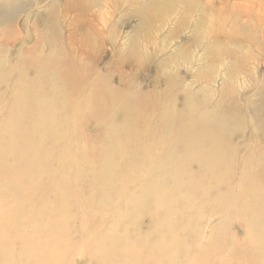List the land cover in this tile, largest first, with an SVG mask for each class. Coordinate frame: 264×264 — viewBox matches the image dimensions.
I'll return each instance as SVG.
<instances>
[{
    "label": "bare ground",
    "instance_id": "bare-ground-1",
    "mask_svg": "<svg viewBox=\"0 0 264 264\" xmlns=\"http://www.w3.org/2000/svg\"><path fill=\"white\" fill-rule=\"evenodd\" d=\"M213 2L0 0V264H264V106L246 113L228 96L211 105L205 90H177L180 79L170 70L163 77L160 63L153 81L164 87L125 91L123 71L116 86L107 70L90 79L93 62L71 58L79 49L86 54L80 45L93 54L103 42L98 24L136 18L125 38L136 71L145 64L135 53L154 61L158 54L136 49L138 35L150 37L173 8L182 10L183 20L198 9L199 21L211 8L206 37L198 23L192 30L210 42L205 56L218 60L228 51L217 45L221 23H237L251 6ZM21 14L23 24L34 18L39 32L27 47L16 25ZM121 38L115 29L110 43L117 56L124 55L117 49ZM88 83L89 93L72 90ZM245 148L255 152L244 156ZM44 177L52 181L50 195L33 199L46 188ZM210 205L214 219L205 230L200 223ZM75 212L83 224L97 221L90 232L82 226L83 243L91 244L85 252L71 243ZM22 213L38 222L23 220ZM104 214L112 218L105 227ZM15 228L31 230L33 248L21 253L20 263Z\"/></svg>",
    "mask_w": 264,
    "mask_h": 264
},
{
    "label": "rangeland",
    "instance_id": "rangeland-1",
    "mask_svg": "<svg viewBox=\"0 0 264 264\" xmlns=\"http://www.w3.org/2000/svg\"><path fill=\"white\" fill-rule=\"evenodd\" d=\"M214 1L213 3L219 8L223 3H230V6L235 4H242V6H251L250 10H241L243 12L240 20L238 22H232L229 19V23H221L222 29L221 34L216 37L220 48L227 49L226 53H223L220 59H211L205 56V50L209 47L210 42L203 39L200 40L195 38L194 30H192L196 23H198L199 33H202L206 37L207 31L212 26V14L211 8H208L205 17L199 21L200 13L198 9H194L192 16L183 20L181 18L182 10L178 8H173L170 10L169 17L165 19L164 22H157L155 28L151 30L150 37L146 38L141 35L136 37V49H140L144 52L155 51L158 54L155 56L154 60H148V58L142 56L141 54L135 53L134 56L137 58H142L144 62V67L138 68L136 71L133 70L132 61L133 58L130 54V45L126 42V35L132 34L133 24L136 22V18L124 19L116 24H111L107 22L105 25L98 24L102 32V41L96 47L93 54L87 51V46H82V50L79 49L76 54L71 55V58L81 64H89L90 61L93 62V73H89L91 77L96 76L97 73L104 72L108 73L109 80L116 86L120 84V74L119 71H123L126 78V84L124 90H128L132 87L139 89L142 92H149L152 90H159L165 86L164 82L156 84L153 81V77L157 75V68L154 63H160L158 66L161 70V74L164 77L170 70L180 79V85L177 90H182L183 86L189 88L193 92L204 93L205 90L213 99L211 105H214L216 98L228 96V103H237L244 111L247 113L248 110L252 111L253 106L263 107L264 106V0H252L253 4L249 5L246 1L240 2V0H204ZM255 2V3H254ZM263 4H262V3ZM45 3L37 6L39 10H43ZM136 7V5L134 6ZM36 7H32L30 10H37ZM176 10V11H175ZM101 10L100 12H104ZM240 10L236 9L233 12H229L228 15L232 18V15L238 14ZM119 13V15H121ZM202 17V16H201ZM16 25L20 27L23 39L26 38L24 47L31 46L38 39V30L35 27L36 20L32 17L29 18L26 24H23L25 16L21 14L16 18ZM218 21V20H217ZM68 22V21H66ZM219 22H221L219 20ZM18 29V28H17ZM120 32L122 35L121 40L123 44L117 45V49H121L120 53H124L122 56H117L115 52L112 51V44L110 43L111 34H114V30ZM66 30V29H64ZM68 33V31H67ZM17 36V35H16ZM4 37V34H0V39ZM253 37V41L251 40ZM1 42V41H0ZM125 42V43H124ZM13 46L12 43H8ZM93 48V46H92ZM95 49V48H94ZM186 52V55L184 54ZM189 57V58H188ZM152 63H149V62ZM212 63H216L214 68H209ZM143 66V65H142ZM105 70L108 72L105 73ZM230 75L232 80H229ZM173 78V75H172ZM163 80V79H162ZM79 87H74L72 90L84 93L91 91V85L88 83L87 87L80 90ZM18 90V89H17ZM19 92V91H18ZM76 92V93H78ZM73 107H71V110ZM68 127H73L72 124H68ZM83 127L86 124L82 125ZM248 124L245 130V140L250 138V128L248 129ZM90 130V128H87ZM247 134V135H246ZM87 138L92 139L93 134L88 133ZM239 138V136H236ZM240 144H243L240 141ZM260 145L263 142L259 143ZM255 152V149L245 148L242 155L249 156ZM1 154V152H0ZM51 171L57 170V164L50 163L49 165ZM26 170V169H25ZM24 171V170H22ZM45 189L40 191L34 196L33 199H37L40 195L45 198L50 195V188L52 181L49 177H44ZM52 198H54L52 196ZM80 201V198H77ZM82 199V198H81ZM120 201L124 199H118ZM83 202H87L86 199H82ZM75 203V201H74ZM120 203V202H119ZM10 204V203H9ZM11 204H14L11 201ZM100 203H93L91 206L97 207ZM29 205H25L28 209ZM207 215L200 226L207 230L210 223L213 221L211 213V205L206 208ZM75 211V209H74ZM52 215L51 212H48ZM101 216V215H100ZM21 218L28 222L29 217L25 213L21 214ZM99 218V217H97ZM6 219V218H5ZM1 218V221H5ZM100 219V218H99ZM31 223H37L38 220L31 218L29 219ZM112 218H107L104 214L103 217V227L107 226ZM146 222V221H145ZM40 223H42L40 221ZM39 223V224H40ZM72 225V237L71 243L76 245L79 251H87L91 244L83 243L82 240V226L86 228L88 232L94 230L97 226V221L86 220L83 224L82 218L79 214L75 212L73 219L71 220ZM96 226V227H95ZM93 227V228H91ZM89 228V229H88ZM92 230H91V229ZM123 229L120 228V231ZM123 232V231H122ZM31 230H23L21 228H15L13 234L11 235L12 241H15L14 258L20 263L23 261V255L21 254L25 250H32L33 246L31 243L27 242V238L30 236ZM151 238H158L154 236L153 233L150 234ZM94 234L89 235V240L93 239ZM6 239H4L5 241ZM139 241V240H138ZM137 242V241H136ZM141 242V241H139ZM48 250L53 247L50 244H43ZM53 252V250H52ZM148 249L144 248V253H147ZM118 257L123 259L121 254H117ZM1 264H6L2 262ZM76 264H80V259H77Z\"/></svg>",
    "mask_w": 264,
    "mask_h": 264
}]
</instances>
